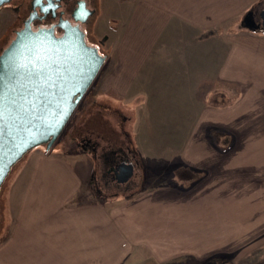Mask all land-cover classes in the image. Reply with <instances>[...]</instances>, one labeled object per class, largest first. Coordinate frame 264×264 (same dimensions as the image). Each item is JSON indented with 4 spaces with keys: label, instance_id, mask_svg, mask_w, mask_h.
<instances>
[{
    "label": "crops",
    "instance_id": "obj_1",
    "mask_svg": "<svg viewBox=\"0 0 264 264\" xmlns=\"http://www.w3.org/2000/svg\"><path fill=\"white\" fill-rule=\"evenodd\" d=\"M260 1L109 0L116 55L100 92L118 101L165 90L191 97L175 105L192 113L180 124L176 118L186 134L175 143L180 166L194 178L159 185L148 178L136 196L108 205L81 200L87 161L37 149L5 202L12 215L0 264H208L264 249V34H228L216 43L199 36L238 21ZM216 81L237 86L238 103L199 114L192 97L210 96L199 90Z\"/></svg>",
    "mask_w": 264,
    "mask_h": 264
},
{
    "label": "rangeland",
    "instance_id": "obj_2",
    "mask_svg": "<svg viewBox=\"0 0 264 264\" xmlns=\"http://www.w3.org/2000/svg\"><path fill=\"white\" fill-rule=\"evenodd\" d=\"M109 4V0L102 4V17L99 18L95 30V35L98 38L108 36L105 45L102 47V52L108 56L107 61L50 150L54 148V150L63 152L69 151L78 158H82L83 161H87L86 166L90 169V179L85 185L81 200H100L108 205L113 203L118 205L140 193L145 188L148 178H152L150 185L174 184L175 181L179 184H186L192 176L194 178V173L191 170L182 169L183 167L180 166V160H178V154H176L179 151L180 144L175 143L178 136L186 134L185 129H179L175 126L176 118V123L180 124V119H185L183 121L189 120L192 113L187 111L186 116L184 111H179L175 107L177 103L191 104V97L171 95L172 92H167V90L161 96H126L124 101L111 99L101 94L100 87H102L104 75L111 72L113 57L116 55L115 45L111 37L112 34L114 35L111 26H116L114 20L116 16L113 9L112 11L109 9L105 13L106 8L110 7ZM263 9L264 0H261L238 21H232L213 33L199 36H203V40L215 36L216 43L221 41L222 36L225 35L226 38L228 34L230 36H234V34L241 35L243 32L264 34V29L251 28L247 23V17L250 13H253V19L256 23H261L259 14ZM9 11L6 8L0 14V35L4 32V27L11 18V11ZM102 18L103 21H101ZM94 20L96 19L94 18ZM157 50L158 48H156ZM178 50V48L173 49V52H178ZM168 52H170L168 55L172 54L171 49H168ZM153 82V86L157 85L155 81ZM177 82L179 83V80ZM203 87L202 90H199L200 93L211 90L213 94L192 97L193 103L197 99L199 114H201L202 109L207 107L233 106L240 99L239 89L235 85L229 87L216 81L213 86L214 89L210 83H204ZM187 107L189 108L190 105ZM40 148L47 150V145L36 147L26 153L12 167L2 184L0 189V239L3 237L1 234L4 233L10 222L9 215H12L7 212L5 202L9 199V191L13 186L15 175L28 155ZM117 149L128 153L131 160L136 164L134 166L135 178L126 187L105 185V166L102 153ZM155 154H161L162 157L155 159ZM149 173L150 177L147 175ZM226 262L231 264L264 263V249L255 250L254 248L248 254L243 253L239 257L234 255L218 257L208 264H223Z\"/></svg>",
    "mask_w": 264,
    "mask_h": 264
},
{
    "label": "water",
    "instance_id": "obj_3",
    "mask_svg": "<svg viewBox=\"0 0 264 264\" xmlns=\"http://www.w3.org/2000/svg\"><path fill=\"white\" fill-rule=\"evenodd\" d=\"M12 0H0L3 5ZM249 27L264 29V9ZM106 62L86 41L79 27L53 31L26 27L0 55V189L12 167L30 150L49 151ZM116 180L125 185L135 178L132 164L122 163Z\"/></svg>",
    "mask_w": 264,
    "mask_h": 264
},
{
    "label": "flooded vegetation",
    "instance_id": "obj_4",
    "mask_svg": "<svg viewBox=\"0 0 264 264\" xmlns=\"http://www.w3.org/2000/svg\"><path fill=\"white\" fill-rule=\"evenodd\" d=\"M103 0H12L1 8L9 9L11 18L0 35V55L2 51L16 38L17 33L26 27L33 31L42 29L51 30L57 37L63 36L66 27H79L86 35L89 45L97 47L102 52L108 36L98 38L95 35L97 23L101 17V6ZM99 11V13H98ZM97 17V18H96ZM94 18L96 20H94ZM82 101V100H81ZM103 164L105 166V185H120L116 180L115 170L122 163H129L135 166L128 153L121 149L104 151ZM137 163V162H136Z\"/></svg>",
    "mask_w": 264,
    "mask_h": 264
}]
</instances>
